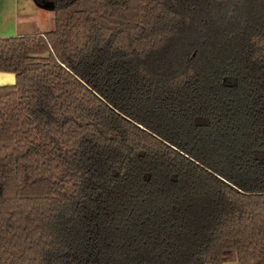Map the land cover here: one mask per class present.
I'll list each match as a JSON object with an SVG mask.
<instances>
[{"label":"trees","instance_id":"obj_1","mask_svg":"<svg viewBox=\"0 0 264 264\" xmlns=\"http://www.w3.org/2000/svg\"><path fill=\"white\" fill-rule=\"evenodd\" d=\"M0 38V264H264V0H32Z\"/></svg>","mask_w":264,"mask_h":264},{"label":"crops","instance_id":"obj_2","mask_svg":"<svg viewBox=\"0 0 264 264\" xmlns=\"http://www.w3.org/2000/svg\"><path fill=\"white\" fill-rule=\"evenodd\" d=\"M33 2L32 0L27 1ZM34 4V3H33ZM28 6L19 13L18 0H0V38L33 36L54 29L53 11ZM29 8V11H27ZM13 77L0 74V85L13 83Z\"/></svg>","mask_w":264,"mask_h":264},{"label":"rangeland","instance_id":"obj_3","mask_svg":"<svg viewBox=\"0 0 264 264\" xmlns=\"http://www.w3.org/2000/svg\"><path fill=\"white\" fill-rule=\"evenodd\" d=\"M19 1V13H21V11L24 8H27L28 6L34 7L33 2H29V4L27 3V1L30 0H18ZM29 11V8L28 10ZM3 29H0V32H3ZM9 38V37H7ZM2 85H4V83H1ZM224 264H236V259H235V255L233 252H226L224 255Z\"/></svg>","mask_w":264,"mask_h":264},{"label":"water","instance_id":"obj_4","mask_svg":"<svg viewBox=\"0 0 264 264\" xmlns=\"http://www.w3.org/2000/svg\"><path fill=\"white\" fill-rule=\"evenodd\" d=\"M1 75H9V74H1ZM10 76H12L13 79H14V76H13V75H10ZM13 84H14V80H13V83H12V84H9V85H13ZM9 85H0V87H1V86H9Z\"/></svg>","mask_w":264,"mask_h":264}]
</instances>
